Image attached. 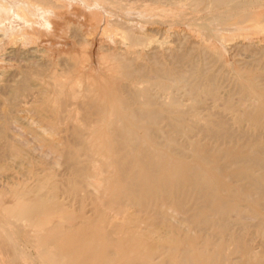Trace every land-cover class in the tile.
Here are the masks:
<instances>
[{
	"label": "bare ground",
	"instance_id": "obj_1",
	"mask_svg": "<svg viewBox=\"0 0 264 264\" xmlns=\"http://www.w3.org/2000/svg\"><path fill=\"white\" fill-rule=\"evenodd\" d=\"M150 1L139 5L146 17L155 15L156 5L161 3L167 6L165 17L169 18L170 24L176 19L195 22L200 28H196L197 32L204 31L208 36H221L222 32H237L239 29L244 31V35L246 29L254 33L264 32V0ZM82 2L88 9L87 22L93 36L98 34L101 39L113 37L115 42L120 41L125 47L124 50L117 48L122 51L97 54L105 73L102 71L101 83L86 81L82 85V93L77 89L80 82L61 78V72L60 75L52 74L54 96L46 94L51 89L41 91L40 88V103L34 106L39 114L43 110L46 112L40 115L45 127L43 125L40 131L37 130L35 137L38 140L34 139L40 142L42 150L44 146L49 153H58L55 157L59 156L63 161V173L65 170L66 173L58 177L54 173L56 170H51L53 166L49 164L50 168H47V165H42L39 173L30 168V184H19L20 181L28 183L25 180L31 178L29 175L28 179L22 180L25 173L20 181L17 180V185L8 183L12 186L6 195L0 196V264H30L31 254L27 253L25 246L36 251V255H32L36 258L35 264H264V249L254 250L250 244L251 238L255 237L261 238L264 244V63L261 61L259 66L255 60L257 65L242 67L234 73L232 87L230 85L227 90V82L223 86L221 84L222 73L217 69L218 72L215 69L211 72L206 61L205 65L203 62L200 65L199 58L195 60V56L189 58L186 54H176L181 48L174 51L170 62L163 60L161 51H154L158 45L152 46L153 53L140 52L139 49L143 48L137 47L148 41L151 43L155 37L142 33V28L135 29L139 24L134 27L137 31H131L134 30L132 26L126 25L131 20L124 19L123 22L119 16L116 19L104 18L99 10V7L107 6L123 15L122 11L130 8L125 1ZM180 2L183 9L179 7L182 5ZM68 3L67 0H0V23L13 27L21 21L33 27V22L39 21L32 17L35 15L38 19L43 14L45 23L55 31L57 21L65 19L71 12L68 11ZM132 7L135 9L136 6ZM206 9L211 11L209 15L198 16L192 22L195 12ZM159 14L156 13L158 17ZM142 18L140 21L145 20V16ZM161 18L159 21L164 20ZM148 20L150 22V19L145 21ZM12 27L0 29V45L4 40L15 46L17 41L24 44V38L33 40L34 33H40L32 28L30 33H17ZM93 36L88 39L83 35L84 47L91 49ZM240 36L242 38L241 33ZM147 45L144 46L146 51ZM68 64L72 63L68 61ZM80 64L75 60L71 67L76 69ZM177 64L184 71L178 70ZM85 73L88 74L86 70ZM30 76L31 73H26L17 85L6 87L9 92L6 107H13L12 103L31 89H28ZM225 86L227 91L222 96L221 90ZM166 88L171 90L170 94ZM163 92L169 94L167 100L162 99ZM179 95L186 97L185 102ZM78 96L83 97L82 100L79 98L81 102L79 100L77 107L79 117L77 115L73 126L68 127V136H61L59 125L74 114L70 115V109H66L67 101ZM234 96L238 101L233 100ZM206 99L210 105L203 107ZM31 105L34 107L33 102ZM28 112L34 115L37 111ZM5 117L0 121V159L10 155L19 157L22 145L18 144L19 148L6 140L9 130L6 131ZM50 163L57 164L56 161ZM60 194L66 195L62 198L67 197L65 202L70 200V206L73 202L78 204L77 209L69 208L62 202L64 199L60 201ZM86 199L92 202L91 215L87 213L89 210L86 213L82 211V203ZM174 217L178 220L175 221ZM20 240L23 244L19 243ZM229 245L233 248L231 253L233 251L237 255L236 259L230 257V260L225 255Z\"/></svg>",
	"mask_w": 264,
	"mask_h": 264
},
{
	"label": "rangeland",
	"instance_id": "obj_2",
	"mask_svg": "<svg viewBox=\"0 0 264 264\" xmlns=\"http://www.w3.org/2000/svg\"><path fill=\"white\" fill-rule=\"evenodd\" d=\"M68 1H69V3H68ZM75 1V2H74ZM81 1V2H80ZM83 0H72V1H70V0H67V8H68V11H71V12H68L67 14H66V18L65 19H63V20H61V21H63L64 22V20H65V23H63V22H61L60 20L59 21H57L58 23H57V28H56V30L55 31H53V29H51V27H49L50 26V24L49 25H47L46 23H45V21L43 20L44 18L42 17L43 16V14L41 15L40 14V16H38L39 18L40 17H42V18H40L41 20H38L36 17L37 16H31L32 18H35V20H37V21H39V22H33V27L31 26L30 27V25H27L26 23H23V22H21L20 21V24H18V25H16V24H13V27L12 26H10V25H8V24H2V23H0V29H11V27L13 28L12 30H16L15 32H17V33H20L21 31H25V32H27V33H30L31 31H32V29H36V30H38V32H40V33H34V35H35V37H33V40H31V39H28V38H24L22 41H25V43L24 44H21L20 42H16V44L18 43V44H20V45H18L17 44V46H15V44L14 45H12V44H8L7 42H6V40H4V42L3 43H1V45H0V52L2 51V53H0V56H2V57H0V58H3V59H0L1 61H0V101H2V100H5V102L4 101H2V102H0V110H2V111H4V113L7 115L6 117L4 116L5 114L2 112V111H0V121L2 120V118L3 117H5V121H6V123H5V126H6V128H8V129H6V131L7 130H9V131H7L6 132V134L8 133L9 135H6V140L8 141V142H10L11 144H13V145H16L17 147H19L20 148V146H21V148H22V150H21V152L22 153H24V155L21 153V155L19 156V157H17V156H15V157H12L11 155H10V157H2L1 159H0V196L1 195H6V192L10 189V187L13 185V184H16V183H19L18 181H20L24 176L22 175V174H24L26 177H24L22 180H25V178L26 179H28V176L29 175H31V174H29V173H31V172H29V170H30V168L34 171V172H40V169L42 168V165H43V167H46V165H47V168H50L51 166H53V168L51 167V170L53 171V169L54 170H56V172L54 171V173L56 174V176L57 175H59L58 177H61L62 176V174H65L66 173V170H65V173H63L64 172V170H63V167H65V164L63 163V161H60V157L58 156H56L55 157V155H58V153H55V152H52L51 151V153H49L50 151L48 150V149H46V148H44V146H43V150H42V146L40 147V142L39 141H36V140H38L37 139V137H35V133L36 132H38V131H40L41 129H42V127H43V125H44V123H42V121H41V119H40V115L42 114V116L44 115V113L46 114V112H44V110H43V112L41 113V110H40V113L41 114H39V110H36L37 109V107H35L36 105L38 106V104L40 103V96H41V91L42 90H44V91H46V90H49V89H51V90H49V91H47V93L46 94H48L47 96H54V94H53V92H52V74H54L55 73V75H60L61 73H62V75H60V77L61 78H63V79H66V80H77V81H79L80 83V86H78V90L80 91V93H82L83 92V87H82V85H84L85 83H86V81H96V83H101V77H103V74L105 73L104 71H103V69H102V65H101V63L99 62V60H98V56H99V54L100 55H103L105 52V55L106 54H108V53H111V52H116V50L117 51H122V50H124V47H125V45H123L124 43H122V42H120L119 41V43H118V41L117 42H115L114 41V38L113 37H108V38H106V37H104V38H98L99 36H98V34H96V35H94L93 36V34L91 33V29H90V26H89V23L87 22V19H88V14H87V11L86 10H88L87 9V7H85L86 5L82 2ZM119 1H121V2H123V1H125V4L127 3L128 5H130L129 7L130 8H128V10L126 9L125 11H122V13H124V14H126V16H124L123 17V15H121V14H119V12L118 11H114V10H112L110 7L108 8L107 6H102L103 8V10L101 9V7H99V10H101V14L102 15H104L103 17L105 18V17H110L111 19L112 18H115L116 19V17H118L120 20L122 19L123 20V22H124V19H125V21H129V20H131V21H129V22H126L127 24L126 25H128V26H132L131 28H133L134 29V27H137V25L139 24V27H137V28H135V29H137V30H141L140 28H142V33H144V34H146L147 35V33H149L152 37H155V38H152V41L150 40V42L151 43H149L148 44V42H146L147 44H144V45H140V46H142V47H140V46H138L137 48L139 49V48H143V49H139L140 50V52H142L143 54L144 53H147V54H150L149 52L151 51V50H153L154 49V51L156 52V51H161V52H159V53H161L162 54V57H163V60H165V62H170V60H173V56H172V54L174 55L175 54V52H176V50L178 51L180 48H181V50H183L182 52H181V50H179V52H176V54H186L187 55V57H189V58H192L193 56H195L196 58H194L195 60H197L198 58V62H199V64L200 65H202L201 63L203 62V65H205L204 63H205V61H206V63L208 64V68L210 69V71L211 72H220V73H222V78H223V80L221 81V84H222V86L223 85H225L226 84V82H227V84H226V86L228 87H226L225 86V88H223L222 87V89L224 90H221V95L223 96V93H225V91H227L229 88H231L232 87V77H233V75H234V73H236L237 71H239V70H241V68L243 67V68H245L246 66H248V65H253V66H255V65H259V66H261L262 65V62L264 63V32L263 33H254V32H252V30H250V29H244L245 30V35H244V31L241 29H239V31L237 30V32H236V30H232V31H225V33L224 32H222V34H221V36L218 34L217 36H220V37H218L217 38V36L216 35H213V36H208V35H206L205 33H204V31H201V30H199V32L200 33H198L197 32V29H200L196 24H194L195 22H194V20L196 21V19H197V17L199 16H203V15H209V13H211V11L209 10V9H206V10H203V12H195L194 13V15H192V17H194V19H193V21L192 22H194V23H191V22H188V20H183V19H176L175 21L174 20H172L171 21V23L172 24H170V20L169 21H167V19H169L168 17H165V13H167V6H165L164 4H157L156 5V13H160L159 14V17L161 18V20H163L164 19V17L166 18V19H164L163 21H159L160 19H159V17L156 15V13H155V15H153V16H149V18H148V15H147V17H146V15L144 14V12L142 13V11L140 10L141 9V6L139 7V5L142 3V4H145V2H146V4L147 3H149V1L148 0H145V2L143 1V0H136L137 2H135V0H119ZM128 1L131 3V4H133V5H131V4H129L128 3ZM131 1H133V2H131ZM151 1H153V0H151ZM150 1V2H151ZM72 2H73V4H72ZM135 2V3H134ZM140 2V3H139ZM144 2V3H143ZM71 3V4H70ZM76 3L77 4H79V5H76ZM138 4V7H137V4ZM135 4V5H134ZM141 4V5H142ZM182 4V5H181ZM82 5V6H81ZM161 6V9H159L160 8V6ZM165 6L164 7V9L165 10H163V6ZM179 5H181V6H179L180 7V9H183L184 8V6H183V3L182 2H180L179 3ZM80 6V7H79ZM132 6H136L135 7V9L132 7ZM178 6V5H177ZM83 7V8H82ZM98 7H96V8H98ZM105 7V8H104ZM132 7V8H131ZM178 7V8H179ZM159 10H158V9ZM105 9H106V12H105ZM139 9V10H138ZM108 10V11H107ZM111 10V11H110ZM129 10H131V11H129ZM159 12H158V11ZM161 10V11H160ZM126 11H129V12H126ZM136 11V12H135ZM138 11H140V12H138ZM164 11V12H163ZM110 12V13H109ZM117 12V13H116ZM138 12V13H137ZM72 13H74V14H72ZM109 13V14H108ZM111 13L112 14H115V15H111ZM141 13V14H140ZM106 14V15H105ZM128 14H129V16L131 15V17L134 19V18H136V19H134L135 21H133V19L131 18V17H129L128 16ZM140 14V15H139ZM199 14V15H198ZM39 15V14H38ZM74 15V16H73ZM77 15H78V17H77ZM120 15H121V17H120ZM142 15V16H141ZM161 15H164V17L163 16H161ZM111 16H113V17H111ZM115 16V17H114ZM138 16V17H137ZM141 16V17H140ZM145 16V20L147 21V19H150V22H149V20H148V22H146L145 20H142V21H140V18H142V17H144ZM157 16V17H156ZM187 16H190V14H188ZM84 18V19H83ZM117 18V19H118ZM131 18V19H130ZM151 18H153V19H155L156 21H154L153 19H151ZM157 18H158V21H157ZM68 19H69V21H68ZM128 19V20H127ZM143 19V18H142ZM44 22H43V21ZM121 20V21H122ZM136 20H138V21H136ZM166 20V21H165ZM40 21H41V23H40ZM55 21V20H54ZM152 21V22H151ZM154 21V22H153ZM184 21V22H183ZM133 23V22H135L136 24H128V23ZM138 22V23H137ZM142 22V23H141ZM146 22V23H145ZM159 22H161V23H159ZM175 22V23H174ZM43 23V24H42ZM103 22L101 21V24H102ZM141 23V24H140ZM180 23V24H179ZM67 24V25H66ZM71 24V25H70ZM125 24V23H124ZM148 24V25H147ZM151 24V25H150ZM153 24V25H152ZM155 24V25H154ZM193 24V25H192ZM18 26V27H16V26ZM36 25V26H35ZM69 25V26H68ZM84 25V26H83ZM141 25V26H140ZM143 25V26H142ZM3 26H4V28H3ZM29 26V27H28ZM35 26V27H34ZM68 26V27H67ZM148 26V27H147ZM7 27V28H6ZM20 27H23V28H20ZM75 27V28H74ZM79 27H80V29H79ZM147 27V28H146ZM198 27V28H197ZM32 28V29H31ZM44 28V29H43ZM66 28H68V29H66ZM71 28V29H70ZM145 28V29H144ZM197 28V29H196ZM21 29H23V30H21ZM88 29V30H87ZM131 30V31H137V30ZM152 29V30H151ZM163 29V30H162ZM169 29V30H168ZM192 29V30H191ZM18 30V31H17ZM150 30V31H149ZM153 30H154V32H153ZM165 30V31H164ZM196 30V31H195ZM248 30V31H247ZM73 31V32H72ZM190 31H192V32H190ZM220 31V30H219ZM81 32V33H80ZM203 32V33H202ZM236 32V33H235ZM248 32V33H247ZM55 35H54V34ZM62 33H64V34H62ZM84 33H86V35L84 34ZM90 33V34H89ZM198 33V34H197ZM224 33V34H223ZM231 33V34H230ZM239 33V36L237 35ZM240 33H241V35H242V38H241V36H240ZM251 33H252V35H251ZM49 34H51L50 36H49ZM53 34V35H52ZM172 34V35H171ZM204 34V35H203ZM228 34H230V36L228 35ZM235 34V35H234ZM248 34H249V36H248ZM71 35V36H70ZM83 35H84V38H88V39H91L92 38V36H93V45H92V47H91V49H89V48H87V47H84L85 45H83ZM91 35V36H90ZM198 35H200V36H198ZM223 35H225V36H223ZM245 37H244V36ZM52 36H54V37H52ZM98 36V37H97ZM150 36V37H151ZM196 36H197V38H196ZM201 36H203V37H201ZM207 36V37H206ZM226 36H227V38H226ZM238 36V37H237ZM58 37V38H57ZM158 37V38H157ZM177 37V38H176ZM199 37V38H198ZM215 37V38H214ZM228 37L230 38V40H228ZM232 37H234V38H232ZM247 37V38H246ZM184 38H185V40H184ZM196 38V39H195ZM202 38H204V39H202ZM207 38H209L208 40H207ZM212 38V39H211ZM222 38V39H221ZM224 38H226V39H224ZM35 39V40H34ZM38 39V40H37ZM82 39V40H81ZM178 41H177V40ZM182 39V40H181ZM217 39H218V41L219 40H222V42H224V43H222L221 41H217ZM233 39V40H232ZM246 41H245V40ZM26 40H29L30 41V43L28 42V41H26ZM77 40V41H76ZM101 40V42H99ZM155 40H157V41H155ZM160 40H161V42H160ZM205 41V43L206 44H208V45H206L205 43H204V41ZM227 40V41H226ZM241 40H242V42H241ZM36 43H35V42ZM112 41V42H111ZM193 41H194V44H193ZM203 41V42H202ZM226 41V42H225ZM240 41V42H239ZM249 41V42H248ZM251 41V42H250ZM49 42V43H48ZM153 42V43H152ZM163 42V43H162ZM191 42V43H190ZM196 42V43H195ZM208 42V43H207ZM160 43V44H159ZM162 43V44H161ZM165 43V44H164ZM179 43V44H178ZM182 43V44H181ZM197 43H198V45H199V47L202 49V47H203V50H201L198 46H197ZM241 43V44H240ZM244 43V44H243ZM103 44V45H102ZM107 44V45H106ZM119 44V45H118ZM172 44V45H171ZM201 44V45H200ZM205 45V46H203V45ZM214 45V47H213V45ZM221 44V45H220ZM248 44V46L247 47H245L246 45ZM4 45V46H3ZM82 45H83V47H82ZM145 45H147V46H149V48H147L148 50L146 51V47H145V49H144V46ZM151 45V46H150ZM156 45H158V49H157V46ZM163 45V46H162ZM171 45V46H170ZM177 45V46H176ZM190 45V47H187V46H189ZM193 45V46H192ZM195 45V46H194ZM256 45V46H255ZM6 46V47H5ZM13 46H14V48H13ZM22 46V47H21ZM104 46H106V47H104ZM109 46H111V47H109ZM123 46V47H122ZM155 47V48H153V47ZM160 46H162V47H160ZM168 46V47H167ZM197 46V47H196ZM3 47V48H2ZM17 47V48H16ZM100 47L101 48H103L104 47V49H100ZM123 48L122 50L121 49H117V48ZM151 47V48H150ZM164 47V48H163ZM167 47V48H166ZM174 47V48H173ZM217 47V48H216ZM5 48V49H4ZM107 48V49H106ZM153 48V49H152ZM169 48V49H168ZM188 48V49H187ZM189 48L191 49L190 51H192V52H190V51H188L189 50ZM197 48V49H196ZM207 48V49H206ZM215 48H216V50H215ZM220 48V49H219ZM246 48V49H245ZM248 48H249V50H248ZM251 48V49H250ZM252 48H253V50H252ZM258 51V52H256V50ZM258 48V49H257ZM16 49H17V51H16ZM41 49V50H40ZM150 49V50H149ZM164 49H168V51L167 50H164ZM187 49V50H186ZM261 49V50H260ZM12 52H11V51ZM86 50V51H85ZM108 50V51H107ZM208 50V51H207ZM252 50V51H251ZM262 51V52H260V51ZM15 51H16V53H15ZM86 53H85V52ZM149 51V52H148ZM165 51H167V52H169V53H166ZM175 51V52H174ZM185 51L187 52V53H185ZM198 51V52H197ZM202 51V52H201ZM207 51V52H206ZM213 51V52H212ZM217 51H218V56H217ZM104 52V53H103ZM108 52V53H107ZM171 52V53H170ZM181 52V53H180ZM189 52V53H188ZM196 52V53H195ZM201 52V54H204V55H201V54H199ZM215 52V53H214ZM254 52L255 53H257V54H255L254 55ZM13 53V54H12ZM43 53V54H42ZM46 53V54H45ZM85 53V54H84ZM92 53V54H91ZM151 53H153L152 51H151ZM163 53H165V54H163ZM262 54V56H261V54ZM38 54V55H37ZM42 54V55H41ZM97 54H98V56H97ZM166 54L168 55H170L171 56V58H170V56L168 55V56H166ZM192 55L191 57L190 56H188V55ZM196 54V55H195ZM198 54V55H197ZM247 54H249V55H247ZM36 55V56H35ZM207 55H209L208 56V58H207ZM215 55V56H214ZM65 56V57H64ZM84 56V57H83ZM166 56V57H165ZM203 56H205V57H203ZM212 56H214V57H212ZM259 57V59H257L258 57ZM201 57V58H200ZM202 57L204 58V60L202 59ZM210 57H211V59H210ZM222 57V58H221ZM255 57H257V58H255ZM6 58V59H5ZM67 58V59H66ZM70 58V59H69ZM165 58V59H164ZM206 58V59H205ZM251 58V59H250ZM18 59V60H17ZM30 59H32V60H30ZM64 59H65V62H64ZM86 59V60H85ZM208 59V60H207ZM219 59H221V60H219ZM20 60V61H19ZM75 60H78L81 64H80V66L78 67V68H76V69H73L72 67H71V65H73V63H74V61ZM87 60H88V62H87ZM224 60V61H223ZM251 60V61H250ZM253 60V61H252ZM255 60H256V63H255ZM260 62H259V61ZM24 61H26V62H24ZM64 63H62V62ZM68 61H69V63H72V64H68ZM210 61V62H209ZM211 61H213V62H211ZM214 61H217L216 63H214ZM220 61V62H219ZM262 61V62H261ZM32 62H34V63H32ZM172 62V61H171ZM255 63V64H252V63ZM61 63H62V65H61ZM211 63V64H210ZM213 63V64H212ZM244 63V64H243ZM245 63H247V65H245ZM250 63V64H249ZM261 65H260V64ZM30 66H29V65ZM136 64V63H135ZM223 64V65H222ZM64 65V66H63ZM86 67H85V66ZM178 66H179V64H177ZM210 65V66H209ZM211 65H213V66H211ZM219 65V66H218ZM229 65L231 66V65H233V66H231V67H229ZM82 66V67H81ZM84 66V67H83ZM221 66V67H220ZM64 67H67V69H69V68H71V70H67L66 68H64ZM182 67V66H181ZM180 66L178 67V70H179V68L180 69H183V68H181ZM91 68V69H90ZM93 68V69H92ZM220 68V69H219ZM242 68V69H243ZM29 69V70H28ZM31 69V70H30ZM91 71V73H90V71ZM214 69H215V71H214ZM218 71H217V70ZM228 69H229V71H228ZM234 71H233V70ZM26 70H28V72H25ZM65 70V71H64ZM85 70L88 72V74L87 73H85ZM52 71V72H51ZM104 73H103V72ZM183 71H184V69H183ZM225 71V72H224ZM50 72V73H49ZM57 72H58V74H57ZM59 72H61L60 74H59ZM63 72H65L64 74H63ZM224 72V73H223ZM226 72H228V73H226ZM26 73H31V76L28 78V84L30 85H28V89H30V90H27L26 92H24L22 95H21V97H19L20 99H17V100H20V102L19 101H14L13 103H12V106L13 107H6V98L8 97L9 98V92H8V90H7V88H10V87H12V86H9L10 84H13V85H17L19 82H20V79L22 80V78H23V75H25ZM93 73V74H92ZM100 73V74H99ZM34 74V75H33ZM70 75V76H69ZM90 75L91 76H93L94 75V77H95V79H92V78H94V77H90ZM95 75H97V77L95 76ZM99 75H100V77H99ZM102 75V76H101ZM20 76V77H19ZM33 76V77H32ZM32 77V78H31ZM85 77H86V79H85ZM16 78V79H15ZM49 78V79H48ZM68 78H70V79H68ZM73 78V79H72ZM88 78H89V80H88ZM90 78H91V80H90ZM230 78V79H229ZM30 79V80H29ZM44 79V80H43ZM46 79V80H45ZM50 79H51V81H50ZM47 80H49V81H47ZM17 83H16V82ZM43 81H45V82H43ZM104 81V80H103ZM102 81V82H103ZM223 82V83H222ZM14 83H16V84H14ZM49 83V84H48ZM230 83V84H229ZM4 84V85H3ZM42 84V85H41ZM44 85V86H43ZM230 85H231V87H230ZM5 87V88H4ZM7 87V88H6ZM43 87H45V88H43ZM50 87V88H49ZM80 87V88H79ZM40 88H41V91H40ZM48 88V89H47ZM226 88H227V90H226ZM82 91H81V90ZM165 90H170V89H168V88H166ZM181 90H182V88H181ZM29 91H30V93L31 94H29ZM166 91V92H167ZM183 91V90H182ZM181 91V92H182ZM3 92V93H2ZM52 92V93H51ZM166 92H163V95H162V99H168V96H169V94L171 93V90L169 91V94H167ZM36 93V94H35ZM165 93V94H164ZM45 94V95H46ZM8 95V96H7ZM180 97V100L181 101H183V102H185V96L183 97L182 95H179ZM31 97V98H30ZM80 97H82V96H78V97H76V98H74L73 100H69V101H67V105H66V109H70L69 111H70V115H72V113H74L72 116H70V117H72V119L69 117V118H67L66 120H64V122H62V124H63V127H62V124L61 125H59L60 126V133L59 134H61V136H68V130H70V129H68V127L69 128H71L72 126H73V124H74V122L75 121H73L76 117H77V115L78 114H80V113H78V112H80V110L78 109L79 108V103L81 102V100L83 99V97L81 98V100L79 99ZM181 97H182V99H181ZM236 97V98H235ZM4 98V99H3ZM38 99V100H37ZM166 99V100H167ZM79 100H80V102H79ZM233 100L235 101H238V98H237V96H234V98H233ZM16 102L17 103H19V104H16ZM23 102L24 103H26V104H23ZM31 102V103H30ZM32 102H33V106H34V104H36L34 107H32ZM38 102V103H37ZM74 104H73V103ZM210 101L208 100V99H206L205 101H204V105H203V107H208V104L210 105V103H209ZM2 103H5V105L4 104H2ZM16 104V105H15ZM73 105V106H72ZM78 105V106H77ZM5 106V107H4ZM15 106V107H14ZM18 106H20V107H18ZM30 106V107H29ZM22 107H24L23 109H22ZM29 107V108H28ZM34 109H32V108ZM74 107V108H73ZM78 107V108H77ZM25 108H28V109H26V110H28V111H32L33 113L34 112H36V113H34V115L33 114H31L30 112H28V111H26V110H24ZM36 108V109H35ZM11 111H9V110ZM31 109V110H30ZM8 110V111H7ZM36 110V111H35ZM77 111V114L75 113ZM8 113V114H7ZM37 113H38V116H37ZM36 114V115H35ZM76 114V115H75ZM75 115V116H74ZM36 118H35V117ZM41 116V117H42ZM78 117H79V115H78ZM77 117V118H78ZM34 118H35V120H34ZM39 118V119H38ZM10 119V120H9ZM69 119V120H68ZM37 120H40L38 123H41V125L42 126H40L36 121ZM15 121V122H14ZM32 121V122H31ZM68 121H69V123H68ZM72 121H73V123H72ZM71 122V123H70ZM37 123V124H36ZM41 127L40 129L38 128L39 126ZM71 125V126H70ZM36 126H38V127H36ZM65 126V127H64ZM33 127H35V128H33ZM44 127H45V125H44ZM62 127V128H61ZM63 128H65V129H63ZM31 129H33L32 131H31ZM45 129V128H44ZM61 129H63V130H61ZM38 130V131H37ZM31 131V133H29ZM34 132V133H33ZM63 134V135H62ZM33 135V136H32ZM8 136V137H7ZM64 136V137H65ZM34 137L36 138V140L34 139ZM11 138V139H10ZM10 139V140H9ZM12 140V141H11ZM16 140V141H15ZM16 142V143H14V142ZM18 142V143H17ZM37 142V143H36ZM38 142H39V144H38ZM18 144H20V146L18 145ZM24 149H25V152H27V153H25L24 152ZM46 149V150H45ZM48 150V151H47ZM46 151V152H45ZM26 154H27V156H26ZM23 155V156H22ZM28 157V158H26V157ZM21 157V158H20ZM42 157V158H41ZM24 158V159H23ZM55 158H56V160H55ZM3 159V160H2ZM21 159H23V161L21 160ZM26 159H28V161H29V159H30V161L28 162V161H26ZM44 159L47 161H44ZM37 160H39L38 162L35 161ZM41 160V161H40ZM48 161H50V162H52V164H54L53 163V161L55 162L56 161V163L57 164H54V165H51V163L50 162H48ZM24 162H26V163H24ZM43 162V163H42ZM62 162V163H61ZM35 165H33V164ZM40 163V164H39ZM30 164V165H29ZM38 164V165H37ZM50 164V167L48 166ZM26 165H29V166H26ZM26 166V167H25ZM34 166V167H33ZM37 166H38V171H37ZM40 167V168H39ZM29 168V169H28ZM24 169H28V170H25V171H23ZM63 170V171H62ZM23 171V172H22ZM60 171H62V173L60 172ZM22 172V173H21ZM29 172V173H28ZM58 173V174H57ZM60 174H61V176H60ZM15 175V176H14ZM21 176H23L22 178H21ZM19 177H20V179H19ZM31 178H29V179H31L30 181H29V179H28V181H26L25 180V182H28V183H25L24 184V181H20V183L19 184H22V185H25L26 186V184H30L31 183V181H32V175L30 176ZM18 180V181H17ZM11 181H13V182H11ZM30 182V183H29ZM8 183H12V185L11 186H9L10 184H8ZM17 185V184H16ZM6 186H9V187H6ZM8 195V194H7ZM60 195H62V194H60ZM63 195H65V194H63ZM63 195L61 196V197H58L59 198V200L60 201H62V199H64V201H62V202H64V203H66L67 202V200L66 199H68L67 197H65V198H62L63 197ZM61 198V199H60ZM66 201V202H65ZM69 202L68 203H66L67 205H69V208L70 207H72L73 209H77V205L78 204H76V205H74L73 203H71V206H70V200H68ZM83 201H85V200H83ZM88 202V203H87ZM90 202V203H89ZM85 203V204H84ZM92 202L89 200V199H86V201L85 202H83L82 203V211H84L85 213L87 212V210H89L87 213L89 214V212H90V215H91V213H92V211L91 210H93L92 208H93V206H92V204H91ZM74 206H73V205ZM85 206H86V208L87 209H85ZM91 206V207H90ZM88 208H90V209H88ZM76 211V210H75ZM175 221H177L178 220V218L177 217H174L173 218ZM16 237H19V236H16ZM21 237V236H20ZM256 239H254V238H251L252 239V241L250 240V244H251V247L254 249V250H259V251H263V249H264V244H263V240L261 239V238H257V237H255ZM260 240H261V242H260ZM254 241V242H253ZM252 242V243H251ZM259 242V243H258ZM19 243L20 244H23L22 243V241L20 240L19 241ZM256 243H257V245H256ZM259 244V245H258ZM262 247H261V246ZM260 246V247H259ZM26 248V251H27V253H30L31 254V257H30V264H35L34 262H37L36 261V258H35V256H32V255H36V251L34 250V248H32V247H30V246H25ZM229 247L230 248H228L227 247V249L228 250H226L225 251V255L227 256V258L229 257V259H230V257H231V259L233 260V259H236V256L237 255H235V253H233V251H232V253H231V251L230 250H233V248H232V246L231 245H229ZM258 247V248H257ZM232 248V249H231ZM262 248V249H261ZM230 251V252H229ZM34 253V254H33ZM232 254L235 256V258H233V256H232ZM34 257V258H33ZM230 259V260H231Z\"/></svg>",
	"mask_w": 264,
	"mask_h": 264
}]
</instances>
